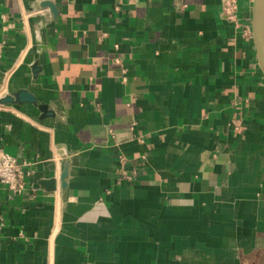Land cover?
I'll list each match as a JSON object with an SVG mask.
<instances>
[{"label":"crops","instance_id":"1","mask_svg":"<svg viewBox=\"0 0 264 264\" xmlns=\"http://www.w3.org/2000/svg\"><path fill=\"white\" fill-rule=\"evenodd\" d=\"M251 4L0 0V264H264Z\"/></svg>","mask_w":264,"mask_h":264},{"label":"water","instance_id":"2","mask_svg":"<svg viewBox=\"0 0 264 264\" xmlns=\"http://www.w3.org/2000/svg\"><path fill=\"white\" fill-rule=\"evenodd\" d=\"M42 8H48L50 13L55 16L56 12L54 7L49 2H44L41 5ZM251 37L254 46L257 64L264 77V0H252L251 4ZM33 76H36V67L31 68ZM1 103H14L21 105L23 103H30L36 105V99L30 93L25 90H20L12 96L5 97ZM39 111L43 114V117L52 116L48 112V108L45 105L38 106ZM65 172L61 174L60 181L63 182ZM54 181L47 180L41 181L39 185L41 188H45L47 191L54 190ZM46 186V187H44Z\"/></svg>","mask_w":264,"mask_h":264},{"label":"built area","instance_id":"3","mask_svg":"<svg viewBox=\"0 0 264 264\" xmlns=\"http://www.w3.org/2000/svg\"><path fill=\"white\" fill-rule=\"evenodd\" d=\"M222 13L228 20L236 18V0H220ZM4 44L0 43V57ZM26 162L19 163L14 157L8 154L0 156V187L5 189L11 196L22 193L25 190V177L27 175ZM2 224L0 222V228Z\"/></svg>","mask_w":264,"mask_h":264}]
</instances>
